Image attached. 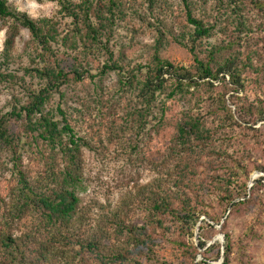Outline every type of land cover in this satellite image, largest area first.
<instances>
[{"label":"rangeland","instance_id":"rangeland-1","mask_svg":"<svg viewBox=\"0 0 264 264\" xmlns=\"http://www.w3.org/2000/svg\"><path fill=\"white\" fill-rule=\"evenodd\" d=\"M7 1L10 8L27 14L31 20L37 22L47 18L56 22L59 34H69L70 19L58 14L57 0ZM228 1L152 0L150 3L149 0H120L121 13L118 14L113 38L108 45L125 74L130 75L139 67L141 71L138 75L143 77L156 52L173 66L194 72L195 63L188 50L191 45L187 42L193 28L186 21L184 2L192 17L212 28L209 38L194 44L197 58L206 61L207 51L217 47L220 52L216 53L212 65L237 56L242 64L248 66L243 68L242 89L237 92L235 87L229 85V78L226 76L222 81L220 75L218 80L211 82V87L200 82L196 89L189 88L169 98L167 91L173 89L174 82L167 75L164 76L168 90L158 96L155 119L144 131L132 128L130 108L139 101L135 90L120 83L125 75H121V72L100 74L104 55L81 57L80 51L70 52L53 45L62 58H69L65 56L68 54L77 56L86 70L81 81H74L70 77L45 106L47 110H52L58 120L60 116L56 113V107L60 108L75 134L89 146L82 148V165L78 170L79 181L75 188L79 203L74 218L78 222L74 225L84 234L95 229L103 218L108 222L112 220V215L122 202L129 203L130 209L134 202L128 215L130 219L131 216L143 218V206L136 204L140 200L136 198V193L147 184L164 183L166 172L175 167L168 151L175 124L187 114L204 118L206 126L214 133L215 150L229 157L221 165L215 157L207 156L196 158L191 163L196 166V175L192 178L194 183L206 181L204 192L198 191L205 206L199 210L216 220L221 218L219 224L225 223L224 228L215 225L205 215H200L197 224L187 232H182L176 222L168 221L165 224L167 229L155 234L157 243L153 246L151 258L142 259V264H198L203 260L201 253L208 246L215 242L224 245L223 234H228L232 243L228 264H264V180L259 185L261 200L255 193L254 202L230 213L229 206L219 201L221 193L214 190V185L207 178L214 170L221 174L225 172V166L231 167L235 161L239 162L248 172V196L253 181L264 178V173L258 170L264 168V119L248 122V117L243 113L248 108L256 107L264 112V0H253L254 3L240 0L235 12L228 7ZM241 22L242 27L239 25ZM10 24L7 22L6 26ZM5 32L6 28L0 21V53ZM181 38L186 48L178 45L176 40ZM38 52L30 34L20 28L8 59L7 71L15 76V83L0 84V117L8 114L15 102L25 103L28 92L37 91L43 86L34 72L26 73L37 66ZM220 99L231 111L232 120L223 122L224 114L219 111L217 103ZM11 128L21 131L18 124L12 123ZM25 138L26 135H23V142H29L30 145L27 143L22 153L24 168L33 184L51 187L49 169L45 165L49 157L46 147L41 142L38 145L31 144L30 138ZM11 166L10 155L8 157L0 148V228L6 220V203L15 186ZM54 166L52 171L63 166L60 155L55 157ZM210 167L213 168L209 170ZM156 180L158 182L153 183ZM237 180L244 181L242 175ZM202 222L213 225L214 230H199ZM21 227L13 228L14 234ZM199 242L206 243L204 249L198 248ZM191 246L197 248L194 260L190 255ZM207 263L221 264L222 259L220 257L215 262Z\"/></svg>","mask_w":264,"mask_h":264},{"label":"trees","instance_id":"trees-1","mask_svg":"<svg viewBox=\"0 0 264 264\" xmlns=\"http://www.w3.org/2000/svg\"><path fill=\"white\" fill-rule=\"evenodd\" d=\"M57 2L58 14L70 19L71 23L69 34L63 36L59 34L56 22L47 18L35 22L27 14L10 8L7 0H0V21L6 28L3 50L0 53V84L15 83V76L7 70L8 59L20 28L30 34L39 49L36 55L37 66L26 73L34 72L43 83L39 90L28 92L25 103L15 102L10 106V112L0 117V148L8 157L10 155L12 162L10 171L15 179L14 189L6 203L7 217L0 228V264H93L94 261H97V264H142V259L151 258L153 246L157 243L155 234L159 231L164 232L168 221L176 222L182 232L184 230L187 232L191 226L197 224L200 215H205L223 229L225 223L219 224L221 218L216 220L203 210H199L205 206L198 191L204 192L206 181L204 179L194 183L192 178L196 175V166L191 163L196 158L207 156L215 157L221 165L225 158L229 157L215 150L214 133L206 126L204 118L191 114H187L174 126V137L168 155L176 165L171 171L166 172L167 179L164 183L155 185L150 183L140 187L136 193V198H140L136 204L143 206V218L135 219L131 216L130 219L128 215L134 202L131 203V209L129 203L122 202L109 222L103 218L98 221L95 229L89 230L86 234L75 227L74 224L78 222L77 219L74 220L79 203L75 195L76 184L79 181L78 170L82 165V148L89 146L82 137L75 134L60 108L56 107V113L60 116L58 120L52 110H47L45 106L50 98L67 84L70 77L74 81H81L86 70L77 56L71 57L68 54L65 56L69 58H62L54 46H60L70 52L80 51L81 57L104 55L105 60L100 68V74L121 72V75H125L120 83L135 90L139 101L130 108L132 128L136 131H144L155 119L157 98L168 90L165 87L167 80L163 78L164 76L167 75L168 79L174 82L173 89L167 91L169 98L189 88L196 89L200 82L211 87V82L218 80L220 75L222 81L227 76L229 85L235 87L237 92L242 89L243 68L248 66L242 64L237 56L224 59L216 66L212 65L216 53L220 52V48L217 47H211L207 51L206 61L198 59L194 53V44L209 38L212 28L202 20L192 17L184 2L187 9L186 21L193 28L187 42L191 45L188 50L195 63L194 72L173 66L161 59L155 50L152 64L146 68L143 77L138 75L141 71L139 67L136 72L125 74L115 61L108 45L113 38L118 14L121 13L120 0H78L77 3L57 0ZM238 2L240 0L228 1V7L233 9L232 12L237 11ZM7 22L11 23L10 26H6ZM239 25L242 27V22ZM182 39L176 41L178 45L186 48L187 45ZM217 103L219 111L224 114L223 122L232 120L231 111L223 99ZM243 113L248 117V122L255 123L264 119V112L258 107L248 108ZM12 123L18 124L21 131H13ZM23 135H26V140L30 138L31 144L38 145L41 142L46 147L49 157L45 165L49 169L48 179L51 187L32 183L28 171L23 166L22 153L25 145L29 144L23 142ZM57 155L63 160V166L52 171ZM233 165L225 166V172L221 174L214 170L207 177L214 185V190L221 193L219 201L229 206L230 213L254 202L255 193L261 200L259 185L264 180L263 177L254 180L248 196L246 185L248 172L239 162L235 161ZM258 170L264 173V168ZM239 175H242L244 181L238 182ZM156 182L158 180L153 181ZM79 224L81 225V222ZM18 226H22L21 230L14 234L13 228ZM203 228L214 230L213 225L205 222L200 224L199 230ZM222 236L224 245L221 247L215 242L208 246L201 253L203 260L198 264L215 262L221 255H223L221 264H228L232 243L228 234ZM205 246V242L198 244L200 249H204ZM190 248V255L194 260L197 248L194 246Z\"/></svg>","mask_w":264,"mask_h":264},{"label":"water","instance_id":"water-1","mask_svg":"<svg viewBox=\"0 0 264 264\" xmlns=\"http://www.w3.org/2000/svg\"><path fill=\"white\" fill-rule=\"evenodd\" d=\"M219 227H220V226H219ZM219 227H218V228H219ZM221 240H222V239H221ZM221 246H222V245H221ZM221 259L223 260V255H221Z\"/></svg>","mask_w":264,"mask_h":264}]
</instances>
